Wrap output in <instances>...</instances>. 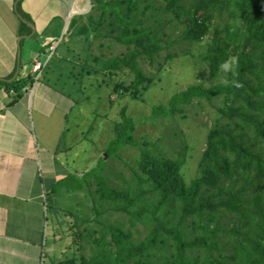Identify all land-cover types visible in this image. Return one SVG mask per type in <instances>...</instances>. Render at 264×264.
I'll list each match as a JSON object with an SVG mask.
<instances>
[{
	"label": "trees",
	"instance_id": "trees-1",
	"mask_svg": "<svg viewBox=\"0 0 264 264\" xmlns=\"http://www.w3.org/2000/svg\"><path fill=\"white\" fill-rule=\"evenodd\" d=\"M139 1L91 0L87 21L75 34L82 55L68 56L72 65L63 74L67 84L78 66L83 80L95 77L100 84L103 77L112 105L115 94L120 99H144L161 78L163 65L153 74L143 64L156 66L174 42L162 37V18L157 29L139 19ZM161 1L163 20L166 24L179 21L185 27L179 39L198 47L199 57L210 70L209 79L223 77L219 65L225 60L235 62L225 82L191 85L174 93L167 104L153 107V119L166 120L195 101L220 104L197 174L188 180V145L170 157L144 141L138 168H132L135 179L122 188L102 174L105 156L84 176L60 180L49 198V212L60 211L53 203L59 188L83 191L87 187L93 216L83 220L88 235L80 231L79 223L73 226L79 257L51 259L48 264H264V0ZM107 33L126 51L111 58L98 55L94 49L101 51L104 43L97 41ZM120 74L128 78L121 80ZM32 82L30 76L18 77L6 85L20 96ZM136 130L137 122L123 107L106 157H117L128 146L139 145ZM66 213L75 216L72 211ZM109 213L126 216L130 227L124 220H102ZM138 226L148 231L143 239L136 238ZM86 240L92 245L90 256L81 254Z\"/></svg>",
	"mask_w": 264,
	"mask_h": 264
},
{
	"label": "crops",
	"instance_id": "crops-1",
	"mask_svg": "<svg viewBox=\"0 0 264 264\" xmlns=\"http://www.w3.org/2000/svg\"><path fill=\"white\" fill-rule=\"evenodd\" d=\"M89 1L0 0V264H43L53 225L48 208L52 190L60 180L90 170L80 167L81 158L74 154L76 147L83 151L88 138L73 130L77 101L63 78L72 65L68 56L82 55L75 34L87 21ZM54 43L51 62L32 91L13 95L6 83L27 79L35 58ZM54 231L51 227L49 235Z\"/></svg>",
	"mask_w": 264,
	"mask_h": 264
},
{
	"label": "rangeland",
	"instance_id": "rangeland-1",
	"mask_svg": "<svg viewBox=\"0 0 264 264\" xmlns=\"http://www.w3.org/2000/svg\"><path fill=\"white\" fill-rule=\"evenodd\" d=\"M139 8L138 17L146 22V26L157 29L162 18L164 30L162 37L169 43L174 42L173 46L164 51L156 66L143 64L145 69L153 74L158 72L161 64L163 65L161 78L157 80V84L145 95L144 99H120L115 94L111 97L115 102L112 105L108 101L110 89L106 84H103V77L99 78L100 84L97 83L95 77H86L83 80L81 74H79L80 67L78 66L75 75L69 81L70 90L77 101V106H75L71 118L73 130L78 132V136L84 131L88 138L81 146L83 153L79 147L74 148L75 156L81 158L78 164L83 169H87V166L92 169L98 165L99 158L105 156L106 159L101 162V172L116 188H122L127 185V181L133 182V179H135L132 168H138L140 145L144 141L150 142V148H156L160 152L167 153L170 157H176L182 152V147L188 145L190 151L187 156L186 175L188 180L196 176L198 162L206 146L208 130L215 124L219 116L218 108L220 104L217 101L207 102L204 100L202 103L195 101L192 105L183 106L184 111L176 117L166 120L153 119L152 110L156 104H167L176 92L194 84L204 83L209 86L220 81L225 82L224 76L228 74L224 72L223 77L219 80L209 79L210 70L199 57L198 47H191L187 41L179 39L185 27L179 21L166 24V21L163 20L164 3L161 0H148L145 2L140 0ZM90 9L91 0L89 1ZM104 29L105 32H108L107 26ZM107 34L105 38L97 41V43H104L101 51L94 49L98 55L104 53L105 57L111 58L126 51L125 46L116 43L109 35L110 33ZM24 59L26 61V58ZM120 78L125 80L128 77L120 74ZM115 79L117 80V77ZM114 81L113 79L112 83ZM80 83L84 84V88L80 87ZM82 106L83 113H81ZM125 106L128 115L137 122L136 138L139 145L128 146L121 150L117 157L108 159L106 157V146L114 136L115 123L120 120L121 110ZM80 153L82 155H78ZM54 200V206L60 211H55V214L52 213L53 211L49 212V224L51 226L53 220L51 227L54 230L56 229L54 232L56 235L54 236V233L49 235L51 231V227H49L43 264H48L51 259L61 260L73 256L79 257L77 247L73 244V226L75 228L76 223H79L80 231L86 236L88 235L86 228L88 224L84 223L83 220L93 216L91 211L92 202L87 187L83 191L71 190V192H67L66 187H61ZM67 211L74 212L75 216L66 213ZM102 220L107 223L124 220L126 227H130L129 219L119 213H109ZM95 226L99 228V225L95 224L93 227ZM147 233V229L138 226L136 238L143 239ZM91 246L87 245L86 240L84 242L85 251L81 254L90 256Z\"/></svg>",
	"mask_w": 264,
	"mask_h": 264
},
{
	"label": "built area",
	"instance_id": "built-area-1",
	"mask_svg": "<svg viewBox=\"0 0 264 264\" xmlns=\"http://www.w3.org/2000/svg\"><path fill=\"white\" fill-rule=\"evenodd\" d=\"M58 43L51 44L46 53L38 55L32 63L31 74L29 75L32 78V83L24 86L22 88L23 93H29L32 91L33 86L37 83L40 78L43 69L47 66L49 61L52 59ZM11 93L17 96V92L15 90H11Z\"/></svg>",
	"mask_w": 264,
	"mask_h": 264
},
{
	"label": "clouds",
	"instance_id": "clouds-1",
	"mask_svg": "<svg viewBox=\"0 0 264 264\" xmlns=\"http://www.w3.org/2000/svg\"><path fill=\"white\" fill-rule=\"evenodd\" d=\"M234 61L233 60H225L224 62H222L219 65L220 70H222L223 72H230L233 70V66H234Z\"/></svg>",
	"mask_w": 264,
	"mask_h": 264
},
{
	"label": "water",
	"instance_id": "water-1",
	"mask_svg": "<svg viewBox=\"0 0 264 264\" xmlns=\"http://www.w3.org/2000/svg\"><path fill=\"white\" fill-rule=\"evenodd\" d=\"M20 16V18L23 20V22H25L26 24H28V25H30V26H32L33 27V25L29 22V21H27L25 18H23V16H21V15H19ZM24 37H26V36H23L22 38H24ZM19 47H20V53H19V62H18V70H17V75L19 74V71H20V68H21V61H20V56H21V40H20V42H19ZM14 81V79H12V80H9L8 82H13Z\"/></svg>",
	"mask_w": 264,
	"mask_h": 264
}]
</instances>
